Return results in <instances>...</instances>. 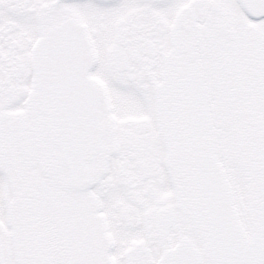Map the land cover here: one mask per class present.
<instances>
[{
	"label": "snow or ice",
	"instance_id": "1",
	"mask_svg": "<svg viewBox=\"0 0 264 264\" xmlns=\"http://www.w3.org/2000/svg\"><path fill=\"white\" fill-rule=\"evenodd\" d=\"M0 264H264V0H0Z\"/></svg>",
	"mask_w": 264,
	"mask_h": 264
}]
</instances>
